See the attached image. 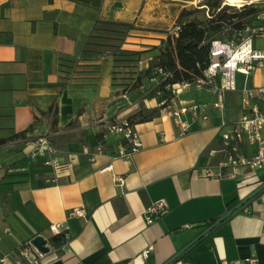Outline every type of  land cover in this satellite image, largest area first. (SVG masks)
I'll list each match as a JSON object with an SVG mask.
<instances>
[{
	"label": "crops",
	"instance_id": "1",
	"mask_svg": "<svg viewBox=\"0 0 264 264\" xmlns=\"http://www.w3.org/2000/svg\"><path fill=\"white\" fill-rule=\"evenodd\" d=\"M166 7L164 0H0V139L33 126L27 139L0 147V264L4 256L10 264L26 263L20 245L37 237L54 247V223L66 225L68 242L64 247L58 240L59 260L48 257L44 264H165L264 183V170L242 179L207 174L219 171L221 157L210 153L221 148L222 131L241 117L237 90L225 92L224 110L209 107L206 119L183 117L190 124L184 136L161 109L135 125L143 148L116 157L122 138L108 126L159 109L161 79L144 78L124 91L113 84V56L91 60L88 45L99 22L135 23L140 30L122 49L143 53L136 71L144 75L165 39L157 31L168 22L161 16ZM62 57L76 61L68 79L60 72ZM263 73H253V87L264 85ZM176 89L169 109L218 98L209 89ZM40 136L50 139L54 156L32 157ZM248 148V154L255 149ZM53 157L61 168L45 164ZM160 201L166 213L148 223L146 211ZM75 209L85 217H73ZM247 257L264 264V190L172 264Z\"/></svg>",
	"mask_w": 264,
	"mask_h": 264
},
{
	"label": "built area",
	"instance_id": "2",
	"mask_svg": "<svg viewBox=\"0 0 264 264\" xmlns=\"http://www.w3.org/2000/svg\"><path fill=\"white\" fill-rule=\"evenodd\" d=\"M223 4L232 7L236 12H241L246 6H255L258 11L243 20L242 27L233 33L231 39L212 41L210 65L204 73V78L179 85L185 90L209 89L218 97L216 101L210 104L191 105L183 101L179 109H169L165 100L161 103V106L165 105V109L163 108L165 116L173 118L181 127V136L190 131V124L183 119L186 115H190L194 120L206 119L205 113L209 107L217 110L225 109V92L237 90V74L249 76L264 70V54H261L262 50L260 49L262 44L264 45V0L246 1L236 5H231L224 0ZM156 74L160 75V79L168 77L159 69H156ZM167 90L171 91L174 96L178 94L176 88L168 87ZM241 110V117L235 124L222 131V145L219 151L210 153L211 155L219 154L221 157L218 163L219 171L213 173L209 170L207 174L210 177L220 180L225 178L242 179L264 170V85L243 88ZM108 132L122 138V141L116 146V157H130L143 148L135 125H132L128 119L113 121L108 126ZM34 146L35 149L32 153L34 159L56 154L54 145L46 136L38 137ZM250 146L255 149L251 154H248ZM45 164L57 169L61 168V163L56 157L46 160ZM111 169L112 166H108L103 171ZM116 180L119 184L123 183L122 178L117 177ZM53 183H56V179L53 180ZM166 210L165 201L153 205L146 211L147 222H154L163 216ZM72 216L83 218L85 213L82 209H75ZM50 232L52 237H59V240L64 241V247L66 246L68 231L64 223L52 224ZM33 240L20 245V256L26 260V263L18 261V264H44L48 257L55 258V262L59 260L58 249L55 248L59 243L56 242L53 247L47 242L46 247L49 252L44 254L33 245ZM150 251L151 248L142 253L144 260L148 258ZM1 263L10 264L9 256H4ZM233 264H257V260L254 257H247Z\"/></svg>",
	"mask_w": 264,
	"mask_h": 264
},
{
	"label": "trees",
	"instance_id": "3",
	"mask_svg": "<svg viewBox=\"0 0 264 264\" xmlns=\"http://www.w3.org/2000/svg\"><path fill=\"white\" fill-rule=\"evenodd\" d=\"M207 7L210 9L211 15L206 21L191 18L194 16L195 11L184 10L181 13L175 33L162 40L160 47L153 49L158 50L156 62L150 66L144 75L136 71L143 55L141 52L122 49L113 54L90 53L91 36L87 55L91 60L98 59L104 55L113 56V84L122 86L124 91L139 88L144 78H158L160 75L156 74V69L162 70L168 77H162L158 87L161 94H163L161 100H165L169 104L174 95L167 88H176L183 83H192L204 78V73L210 65L212 41L231 39L233 33L242 27L243 20L258 11L255 6H246L241 12H236L232 7L223 6L222 0H207ZM103 22L106 21L99 22V24ZM107 23L115 24L117 22ZM75 68L76 61L74 59L69 57L61 58L60 72L65 79H68L73 74ZM164 107L165 105L159 109L141 111L128 120L132 125L148 122L158 116L160 110ZM55 114H58L57 109ZM32 131L33 126L10 138L0 139V147L16 139H27ZM214 222L208 223V226H212Z\"/></svg>",
	"mask_w": 264,
	"mask_h": 264
},
{
	"label": "rangeland",
	"instance_id": "4",
	"mask_svg": "<svg viewBox=\"0 0 264 264\" xmlns=\"http://www.w3.org/2000/svg\"><path fill=\"white\" fill-rule=\"evenodd\" d=\"M222 1L224 2V0ZM164 3L166 6L171 4L170 11L166 7L164 13L161 15L162 17L164 16L168 22H166L165 26L162 25L163 28L157 31V33H160L165 38L175 33L178 19L184 10L195 11L194 16L191 18H197L199 20L206 21L211 15V11L207 7V0H164ZM172 4H175V6H172ZM137 30L140 29L136 27L135 23H100L96 31H94L92 34L89 52L101 54H113L119 52L122 50L126 40L130 37V34ZM260 49L262 50L261 54H264L263 44ZM236 78V95H238V93L242 91L245 86L252 88L255 85L257 79L255 74H250L249 76L237 74ZM262 79L264 80V73Z\"/></svg>",
	"mask_w": 264,
	"mask_h": 264
},
{
	"label": "water",
	"instance_id": "5",
	"mask_svg": "<svg viewBox=\"0 0 264 264\" xmlns=\"http://www.w3.org/2000/svg\"><path fill=\"white\" fill-rule=\"evenodd\" d=\"M264 190V183L256 189L250 196H248L246 199H244L241 203L236 205L233 209H231L224 217L219 219L217 222H215L212 226H210L208 229H206L197 239H195L192 243H190L188 246H186L184 249H182L179 253H177L174 257H172L169 261H167L165 264H172L177 259H179L189 248H191L194 244H196L200 239H202L204 236H206L208 233L213 231L216 227H218L221 223H223L227 218H229L232 214H234L236 211L240 210L242 207H244L250 200H252L254 197H256L259 193H261ZM59 240V237H53L52 241L57 242ZM47 241L43 237H37L33 240V245L41 252V253H48L49 249L46 247Z\"/></svg>",
	"mask_w": 264,
	"mask_h": 264
},
{
	"label": "bare ground",
	"instance_id": "6",
	"mask_svg": "<svg viewBox=\"0 0 264 264\" xmlns=\"http://www.w3.org/2000/svg\"><path fill=\"white\" fill-rule=\"evenodd\" d=\"M200 1H203V0H200ZM225 1H227L231 5H236V4L245 3L246 1H253V0H225Z\"/></svg>",
	"mask_w": 264,
	"mask_h": 264
}]
</instances>
